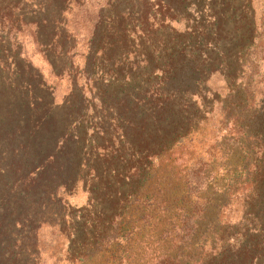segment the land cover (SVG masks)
Listing matches in <instances>:
<instances>
[{
	"label": "trees",
	"instance_id": "16d2710c",
	"mask_svg": "<svg viewBox=\"0 0 264 264\" xmlns=\"http://www.w3.org/2000/svg\"><path fill=\"white\" fill-rule=\"evenodd\" d=\"M0 264H264V0H0Z\"/></svg>",
	"mask_w": 264,
	"mask_h": 264
},
{
	"label": "rangeland",
	"instance_id": "374dc122",
	"mask_svg": "<svg viewBox=\"0 0 264 264\" xmlns=\"http://www.w3.org/2000/svg\"><path fill=\"white\" fill-rule=\"evenodd\" d=\"M188 2V1H187ZM190 14H194V9L191 7V5H187L186 8H182L181 10L179 9L177 13H175V16L173 17L171 23L169 24L170 27L172 28V33H178L180 30H182L183 26L185 24H188V22L192 19L190 17ZM163 40V39H162ZM165 39L163 40V42ZM81 44V41H78L77 46L79 47ZM81 48H79L80 50ZM27 55L31 56V60L34 62L35 65H39L41 71L44 74V78L47 81L48 85H50L53 88V93H54V99L56 102H60L65 95H67L71 89V84L68 78H53L49 77L47 74L48 68L46 64L42 61L41 56L36 52V50L31 47L27 46ZM78 57V56H77ZM80 60V59H79ZM82 82V80H79V84ZM77 202L81 203L83 202L82 197H78L76 199Z\"/></svg>",
	"mask_w": 264,
	"mask_h": 264
}]
</instances>
